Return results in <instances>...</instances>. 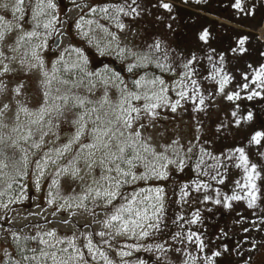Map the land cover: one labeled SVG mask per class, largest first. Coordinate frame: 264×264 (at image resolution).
<instances>
[{
    "label": "rangeland",
    "instance_id": "rangeland-1",
    "mask_svg": "<svg viewBox=\"0 0 264 264\" xmlns=\"http://www.w3.org/2000/svg\"><path fill=\"white\" fill-rule=\"evenodd\" d=\"M226 1L0 0V258L38 236L27 264L215 262L200 217L248 214L264 184L231 105L264 86V0ZM133 197L148 219L124 231Z\"/></svg>",
    "mask_w": 264,
    "mask_h": 264
},
{
    "label": "flooded vegetation",
    "instance_id": "flooded-vegetation-1",
    "mask_svg": "<svg viewBox=\"0 0 264 264\" xmlns=\"http://www.w3.org/2000/svg\"><path fill=\"white\" fill-rule=\"evenodd\" d=\"M234 1L227 0L226 5L232 6ZM263 18L259 15L257 28ZM212 22V19H206V23ZM231 26H225L228 34L233 31ZM246 94L254 96L231 102L233 107L243 111H240L241 135L233 140L236 141L233 144L245 154L243 157L261 160L264 159V86L249 87ZM254 196L252 200L256 208L248 210V214L240 217H200V224L195 228L200 229V238L209 253L216 255L213 264H264V184Z\"/></svg>",
    "mask_w": 264,
    "mask_h": 264
},
{
    "label": "snow or ice",
    "instance_id": "snow-or-ice-1",
    "mask_svg": "<svg viewBox=\"0 0 264 264\" xmlns=\"http://www.w3.org/2000/svg\"><path fill=\"white\" fill-rule=\"evenodd\" d=\"M49 7H52V5H49ZM164 7L167 8L169 6L168 5H164ZM46 27H47V25H46ZM161 83H163V82L161 81ZM137 84H139V81H137ZM136 98L139 99V97H136ZM146 107H148V106H146ZM151 107H156V105H152ZM173 110H175V108H173ZM44 111H45V109H41L40 110L41 114H43ZM131 111L132 112H138L137 109H131ZM82 119H83V117H81V120ZM97 119H99V117H97ZM125 123H126V125L128 127H131V119L130 118L127 119L125 121ZM94 131H96L98 133L97 134V137H96V140H97L98 143H93L91 145H88V147H90V148H96L98 146H103L105 148H109L110 145L107 144V143H103V141H102L101 138L103 136H107L108 135V132L110 131V129L109 130H106L104 132H100L98 129H94ZM79 135H80V133H77V139H79ZM121 135H123V134L121 133ZM136 135L139 136V133H136ZM36 146L39 147V145H36ZM124 151H125V148L121 146L119 148V152H120L121 156L118 157V156H115V154H113L114 159H120V158H122V154L124 153ZM127 163L131 164V161H127ZM115 170L117 172H121V169L119 168V166H117V168ZM109 171H112V169H109ZM123 175L124 176H128V175H130V173L124 172ZM145 178H147V177L145 176ZM132 179L135 180L136 177L135 176H132ZM119 186H120V184L118 182L116 184V188L118 189ZM99 195H100V193L97 192V196H99ZM103 195L108 199V203H111L112 200L115 199L119 195V192L118 191H105L103 193ZM236 198L237 197H233V199H236ZM125 199H127V197ZM146 199H150V197H148ZM136 203H137L136 198L133 197L132 200H131V202H129L127 204H124V205L120 206L119 208H117L116 209V214L111 217V220H115V221H120L121 222V228L124 231H128L129 230V225H131L133 228H135V227H141L142 225H141L140 221L141 220H144V219H148V217H147V208H145L143 211H140L139 209H134V205ZM140 203H143V201H140ZM133 211H135V215L138 217V219H131V220L124 219V215H123L124 213L131 214V213H133ZM109 224H110V222H109ZM143 234L144 235H147V233H143ZM50 235H54V234H50ZM100 235L103 236L104 234L103 233H100ZM89 246H91V245H89ZM101 255H103V254H101ZM125 255H127V253H125ZM53 258L55 259V257H53ZM61 264H64V262H61Z\"/></svg>",
    "mask_w": 264,
    "mask_h": 264
},
{
    "label": "trees",
    "instance_id": "trees-1",
    "mask_svg": "<svg viewBox=\"0 0 264 264\" xmlns=\"http://www.w3.org/2000/svg\"><path fill=\"white\" fill-rule=\"evenodd\" d=\"M189 27V26H188ZM191 28V27H189ZM225 29V28H224ZM153 67H155V65L153 64ZM39 241L40 238L38 236H36L35 238H30L28 237L26 240H20L19 245L17 246V249L14 251L13 256L10 258H0V264H27L24 260H25V256L27 254H29V252L31 251V248L34 246L37 248L39 247ZM22 249V250H19ZM27 252V254L25 253ZM36 254V251H35ZM138 255V254H137Z\"/></svg>",
    "mask_w": 264,
    "mask_h": 264
},
{
    "label": "water",
    "instance_id": "water-1",
    "mask_svg": "<svg viewBox=\"0 0 264 264\" xmlns=\"http://www.w3.org/2000/svg\"><path fill=\"white\" fill-rule=\"evenodd\" d=\"M56 44L57 45H60V41H58ZM110 67L112 69H114L116 72H118L119 74L125 75V73H124L125 72V69H123L122 66L118 65V63L112 62V64L110 65ZM129 83H133V79L130 78L129 79Z\"/></svg>",
    "mask_w": 264,
    "mask_h": 264
}]
</instances>
